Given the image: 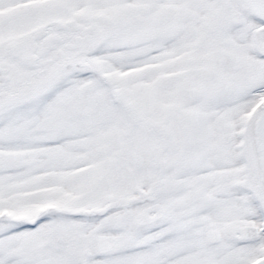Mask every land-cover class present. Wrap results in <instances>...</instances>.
Masks as SVG:
<instances>
[{
    "label": "snow or ice",
    "instance_id": "obj_1",
    "mask_svg": "<svg viewBox=\"0 0 264 264\" xmlns=\"http://www.w3.org/2000/svg\"><path fill=\"white\" fill-rule=\"evenodd\" d=\"M0 264H264V0H0Z\"/></svg>",
    "mask_w": 264,
    "mask_h": 264
}]
</instances>
